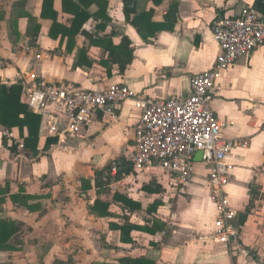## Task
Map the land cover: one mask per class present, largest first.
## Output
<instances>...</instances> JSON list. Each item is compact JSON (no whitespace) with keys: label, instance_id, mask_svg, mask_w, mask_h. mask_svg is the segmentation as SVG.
<instances>
[{"label":"crops","instance_id":"1","mask_svg":"<svg viewBox=\"0 0 264 264\" xmlns=\"http://www.w3.org/2000/svg\"><path fill=\"white\" fill-rule=\"evenodd\" d=\"M107 1L106 18L90 17L68 51L67 37L49 36L52 20L41 19L42 0H0V84L10 86L26 77L83 90L121 84L137 96L185 97L191 76L211 68L219 54L212 20L238 16L255 0H160L157 5L153 0H132L136 14L151 10L149 22L165 28L147 41L126 20L123 2ZM53 10L56 22L69 28L72 16L62 12V0H53ZM88 11L93 14L97 7ZM37 25L40 30L34 37ZM123 37L130 41L133 57L121 72L118 64L109 62L108 52ZM219 86L212 107L228 123L222 136L244 145L230 157L235 167L227 188L229 204L238 212L235 225L240 234L235 242L225 246L213 238L217 216L208 167L200 162L195 166L206 171L194 177V166L189 183L171 195L167 205L163 187L148 174L124 176L97 193L95 171L120 157L129 162L139 118L131 101L115 107L114 117L95 114L74 135L64 132L67 119L62 110L50 108L40 113L38 151L47 138L58 142L46 155L35 158L23 148L17 129L0 126V234L7 240L0 249V264H119L123 258L153 264H263L264 45L223 72ZM53 126L58 130L52 131ZM3 137L17 145L16 153L2 147ZM153 182L160 193L142 189ZM250 188L260 199L246 214ZM179 193L187 196L193 209H174ZM116 194L140 207L123 205L114 199ZM96 199L108 204L109 216L89 210ZM155 201L161 205L148 211ZM155 220L164 228L151 235L147 230ZM123 223L135 229L121 233L116 226Z\"/></svg>","mask_w":264,"mask_h":264},{"label":"built area","instance_id":"2","mask_svg":"<svg viewBox=\"0 0 264 264\" xmlns=\"http://www.w3.org/2000/svg\"><path fill=\"white\" fill-rule=\"evenodd\" d=\"M211 33L219 54L211 68L191 76L185 97L137 96L121 84L102 90H83L71 84H45L26 77H20L16 83L21 86L23 103L33 112L62 110L67 119L64 132L71 135L84 129L95 114L114 117L115 107L131 101L139 111V118L128 160L137 176L148 174L157 179L165 192V205L171 195L191 180L196 164L194 157L200 152V163L208 167L210 200L217 216L213 238L227 246L240 234V227L235 225L238 212L227 197L235 167L230 157L237 147L244 145L222 136L228 123L215 115L212 102L220 92L221 74L240 57L264 45V14L248 7L238 16H216ZM57 130L52 127V131ZM115 173L113 165L111 174Z\"/></svg>","mask_w":264,"mask_h":264},{"label":"trees","instance_id":"3","mask_svg":"<svg viewBox=\"0 0 264 264\" xmlns=\"http://www.w3.org/2000/svg\"><path fill=\"white\" fill-rule=\"evenodd\" d=\"M123 2V13L127 21L138 31L140 35L147 41L148 38L154 37V35L163 29V25L150 23V18L152 16V11H148L141 14H136L135 8L132 4V0H121ZM154 4L157 5L160 0H153ZM95 5L97 11L90 14L88 9ZM108 7L107 0H62V12L67 13L72 16L71 26L66 28L61 24L56 22L57 13L53 10V0H42V10L40 17L41 19H51L52 25L49 30V36L56 39L59 35L61 40L67 37L68 41V51H71L74 46V37L79 33H83L82 27L90 17L95 16L96 18H106V11ZM252 8L264 14V0H255ZM135 14L133 19H130V15ZM30 23L35 22V20L27 16ZM39 26L37 25L34 29V37L39 33ZM133 57V48L131 47L130 41L123 37L120 44L117 47L109 49L108 60L111 64H118L120 66V71L123 72L125 68L131 63ZM110 71L107 70L109 75ZM21 98V86L16 83L10 86L0 84V126L6 131H11L12 129H17L20 138L23 139V148L32 152L33 156L36 158L40 154L46 155L51 147L55 146L58 142V138H47L45 145L41 151H38V141H39V129L41 123V115L39 113L31 112L30 109L20 101ZM26 131L24 136L23 132ZM9 142V145H8ZM2 147L9 150L10 152H17V145L10 141L6 137L2 138ZM115 165L116 173L111 174L112 166ZM136 175L132 171V166L129 162L125 161L122 157L114 160L113 162L107 164L104 168L95 171L94 173V184L97 193L106 192V188L115 181L120 180L122 177L127 175ZM142 189L149 192L160 193L161 188H159L154 182L152 184H147L142 187ZM250 188V198L249 203L246 206L244 212L249 213L250 209L253 207L254 202L260 199V195L251 191ZM114 199L120 201L123 205L132 206L134 208H139V204L132 202L131 199L121 196L114 195ZM161 205L160 202L155 201L148 207V211L157 210ZM89 210L96 212L101 217L109 216L108 214V204L95 200L93 205L89 207ZM241 224L245 219L242 217ZM117 229L121 233H129L135 229L132 225L123 223L122 225H117ZM164 228V224L155 220L153 221L151 229L147 230V233L154 235L156 231H161ZM122 241H130L125 238H121ZM7 240H3L0 234V249L3 248V244ZM119 264H153L148 259H130L123 258L119 260ZM264 264V262H263Z\"/></svg>","mask_w":264,"mask_h":264},{"label":"rangeland","instance_id":"4","mask_svg":"<svg viewBox=\"0 0 264 264\" xmlns=\"http://www.w3.org/2000/svg\"><path fill=\"white\" fill-rule=\"evenodd\" d=\"M202 171L203 172L206 171V168L204 166H201V165H196L195 166V170H194V177L200 175V173H203ZM172 201H173V199H172ZM190 203L191 202H190V200L187 199L186 195L180 194V196L177 198V200H176V202L174 204V209L175 210H190V209H193V204L191 205Z\"/></svg>","mask_w":264,"mask_h":264},{"label":"water","instance_id":"5","mask_svg":"<svg viewBox=\"0 0 264 264\" xmlns=\"http://www.w3.org/2000/svg\"><path fill=\"white\" fill-rule=\"evenodd\" d=\"M30 111L33 112L31 109H30ZM201 156H202V154H201L200 152H198V153L195 155L194 160H195L196 162H200V161H201Z\"/></svg>","mask_w":264,"mask_h":264}]
</instances>
